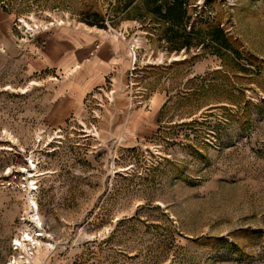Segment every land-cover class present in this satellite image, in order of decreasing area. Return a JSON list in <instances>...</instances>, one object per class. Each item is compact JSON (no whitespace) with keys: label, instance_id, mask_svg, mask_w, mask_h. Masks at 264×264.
Listing matches in <instances>:
<instances>
[{"label":"rangeland","instance_id":"1","mask_svg":"<svg viewBox=\"0 0 264 264\" xmlns=\"http://www.w3.org/2000/svg\"><path fill=\"white\" fill-rule=\"evenodd\" d=\"M128 1L0 0V264H264V0L189 1L187 31L219 20L238 60L171 51ZM62 29L119 46L120 90L63 95L32 69Z\"/></svg>","mask_w":264,"mask_h":264},{"label":"crops","instance_id":"2","mask_svg":"<svg viewBox=\"0 0 264 264\" xmlns=\"http://www.w3.org/2000/svg\"><path fill=\"white\" fill-rule=\"evenodd\" d=\"M38 39L43 41L39 47L33 42L35 61L31 67L35 72L48 73V79H61L63 95L83 96L105 85L109 79L113 80L116 90L124 84L128 69L126 54L121 55L119 46L98 32L51 30ZM125 43L128 48L129 43Z\"/></svg>","mask_w":264,"mask_h":264},{"label":"trees","instance_id":"3","mask_svg":"<svg viewBox=\"0 0 264 264\" xmlns=\"http://www.w3.org/2000/svg\"><path fill=\"white\" fill-rule=\"evenodd\" d=\"M190 0H143L148 8V12L155 15L164 23H169L163 29V33L171 44V51H180L188 49L191 46L209 45L213 52L223 56L230 53L235 60L242 55L241 42L233 35H230L219 20L200 19L194 22L191 30L188 32L189 17L188 5ZM133 0H129L126 6H129ZM97 18V19H96ZM95 21L90 24H101L103 17L96 13ZM250 64L253 59H259L253 54L246 55ZM224 240V239H223ZM238 248L236 243L233 244Z\"/></svg>","mask_w":264,"mask_h":264},{"label":"bare ground","instance_id":"4","mask_svg":"<svg viewBox=\"0 0 264 264\" xmlns=\"http://www.w3.org/2000/svg\"><path fill=\"white\" fill-rule=\"evenodd\" d=\"M28 26H30L29 24H28ZM86 29H94V28H90V27H88V26H86ZM96 29V28H95ZM99 30V29H98ZM93 31V30H92ZM100 31V30H99ZM32 83H35L34 81L32 82ZM36 168V167H35ZM34 177V176H33ZM28 207H29V209H30V207H31V209H32V211H33V213H34V210H35V213L33 214V213H31V216H32V220L34 221V223H36L37 224V226H42L43 225V219H42V217L40 216V213H39V208H38V203H37V201L32 197V198H30L29 199V205H28ZM27 207V208H28ZM29 209H28V211H29ZM40 234H42V233H40ZM39 234V235H40ZM19 240H21V239H19ZM18 240V241H19ZM25 242H26V240L27 241H36V239H35V237L34 236H32L30 233H27V235H26V237L24 236V239H23ZM36 243V242H35ZM20 244L23 246V247H25L26 246V244L23 242V241H20ZM37 244V243H36ZM21 246V247H22Z\"/></svg>","mask_w":264,"mask_h":264},{"label":"built area","instance_id":"5","mask_svg":"<svg viewBox=\"0 0 264 264\" xmlns=\"http://www.w3.org/2000/svg\"><path fill=\"white\" fill-rule=\"evenodd\" d=\"M133 57H134V59L136 60V54L134 53V51H133ZM134 69H135V67H133L132 70H134ZM131 75H133V73H131Z\"/></svg>","mask_w":264,"mask_h":264}]
</instances>
